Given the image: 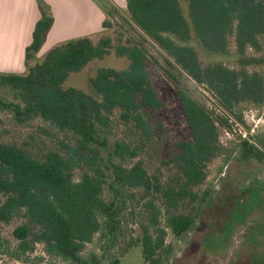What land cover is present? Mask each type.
I'll use <instances>...</instances> for the list:
<instances>
[{"label":"trees","instance_id":"obj_1","mask_svg":"<svg viewBox=\"0 0 264 264\" xmlns=\"http://www.w3.org/2000/svg\"><path fill=\"white\" fill-rule=\"evenodd\" d=\"M94 1L106 14L103 29L113 28L116 8L108 10L109 0ZM125 2L126 23L153 41L171 68L203 89L220 114L182 88L171 68H164L178 92L192 138L173 145L177 153L163 162L170 175L163 177L159 169L152 173L143 156L158 143L155 130L162 124L155 114L164 102L148 69L151 59L145 46L123 42L124 30L117 39H72L39 58L55 19L50 5L37 0L41 18L25 51L27 72H0V109L11 110L19 122L40 118L70 134L76 146L66 143L64 152L38 156L24 146L0 143V223L20 220L11 255L25 264L34 263L38 246L65 264H102L96 255L81 254L99 233L104 250L117 246L127 216L138 225V238L130 239L109 264H120L139 245L146 264H166L174 253L167 233L182 239L193 229L196 214L185 211L199 198L195 190L206 182L210 164L232 154L222 143L223 132L235 137V127H247V110H264V71L256 69L264 65V0ZM198 46L206 54L235 56L236 61L204 64ZM112 53L128 65L122 70L99 69L90 80L97 96L66 87L70 75ZM4 91L13 102L5 101ZM247 133L248 138L237 136L239 155L234 160L261 161L256 152L264 136H251L249 127Z\"/></svg>","mask_w":264,"mask_h":264},{"label":"rangeland","instance_id":"obj_2","mask_svg":"<svg viewBox=\"0 0 264 264\" xmlns=\"http://www.w3.org/2000/svg\"><path fill=\"white\" fill-rule=\"evenodd\" d=\"M113 6V4L108 5V10ZM114 7L116 8L113 10L115 11L114 27L96 33L91 38L94 42H97L103 36H111L113 39H117L122 35L121 32L125 30L126 35L121 38L123 42L127 39L141 42L149 53L151 62L148 69L154 77L155 86L161 94L164 106L155 114L157 122L162 124V127H157L155 130L158 143L152 145L150 150L143 156V159L152 173L158 169L162 170L163 177L166 178L171 172L165 169L163 162L171 159L177 153V150L172 148L173 145L192 138L178 92L164 72V68H171V65L166 55L153 41L135 27L126 23L128 20L127 9L116 5ZM197 49L204 64L223 62L227 65H233L236 61L234 55V57L214 56L206 54L201 46H198ZM234 49L235 46L232 41L230 50L234 51ZM3 52L4 49L0 47L1 73L24 74L27 72L25 62H6L5 64L3 60H8ZM255 56L262 57L260 54ZM43 57L41 55V58ZM127 65L128 61L126 59H120L115 53H112L109 57L93 61L81 72L70 75L66 87L76 88L97 96L91 87L90 80L97 75L99 69L114 68L122 70ZM256 69L264 71V65L256 67ZM171 71H173L182 88L191 92L212 111L220 114L212 98L203 89L197 87L187 75L174 68H171ZM2 95L6 102L14 101L10 93L4 91ZM244 119L247 127L250 128L251 136L256 134L264 136V110L252 107L245 112ZM113 120L115 122L116 118H113ZM114 125L116 124L114 123ZM247 127H235L233 132L236 134L235 137L223 132L222 143L232 150V154L220 157L210 164L206 182L195 190L199 198L192 204L193 207H188L189 209L185 211L196 214L193 229L182 239H177L167 233L166 242L172 246L174 253L166 264H207L209 262L215 264L218 259L216 257L213 259L212 255L218 257L224 255L225 257L226 252L228 253V260L236 246L230 241L233 231L246 230L251 233L254 230L256 233L255 239L261 243L264 241V234H262V229H264V144L260 145L259 150L256 152L262 158L261 161H252L248 164L234 160L239 155L237 136L244 138ZM252 130H254V133H252ZM121 132V129L115 131L116 136H119ZM0 143H15L24 146L38 156H42L49 151L64 152L66 143L73 148L76 146V140L70 134L57 130V128L42 119L34 118L19 122L11 110L4 109H0ZM102 156L105 155L102 154ZM207 190L210 192L204 195ZM106 194L111 195L109 189ZM137 195L140 196L139 193ZM146 201L144 200L143 203ZM136 203L137 201H134V204ZM130 208L134 209L132 206ZM137 211H140V208ZM126 218L128 221L122 226L123 235L117 246L104 250L102 248L104 242L99 233L93 243L89 244L81 255L84 258L96 255L100 258L102 264H109L115 258L120 257L121 249L124 248L125 244L130 239L138 238L139 234V227L136 225L135 220H131L129 216ZM231 218L232 221H230ZM163 221L162 219V225L164 226ZM19 223L20 220H16L10 225L0 223V264H25L12 258L11 255V250L16 248L18 244L13 237V231ZM262 244L264 245V242ZM39 257L45 258L43 262L40 261ZM32 262H34L33 264H65L46 256L42 246L37 247ZM120 264H146L141 245L126 253L121 258Z\"/></svg>","mask_w":264,"mask_h":264},{"label":"crops","instance_id":"obj_3","mask_svg":"<svg viewBox=\"0 0 264 264\" xmlns=\"http://www.w3.org/2000/svg\"><path fill=\"white\" fill-rule=\"evenodd\" d=\"M54 15V26L38 57L66 41L90 37L102 32L106 14L94 0H44ZM126 8L125 0H109ZM41 18L37 0H0V47L8 61L25 62V51L33 40V31ZM11 65V64H9ZM9 67V66H8Z\"/></svg>","mask_w":264,"mask_h":264},{"label":"flooded vegetation","instance_id":"obj_4","mask_svg":"<svg viewBox=\"0 0 264 264\" xmlns=\"http://www.w3.org/2000/svg\"><path fill=\"white\" fill-rule=\"evenodd\" d=\"M232 221V218L231 220ZM228 224V221L226 222ZM262 234H264V229H262ZM256 233L251 231V233L246 230L233 231L230 236V241L232 244H236L233 254L227 260L228 253H225V257L212 255L218 259L215 264H264V245L257 241ZM209 259H211L209 257ZM207 264H213L209 262Z\"/></svg>","mask_w":264,"mask_h":264},{"label":"built area","instance_id":"obj_5","mask_svg":"<svg viewBox=\"0 0 264 264\" xmlns=\"http://www.w3.org/2000/svg\"><path fill=\"white\" fill-rule=\"evenodd\" d=\"M253 132L252 133H254V130H252ZM227 134H229V133H227ZM251 134V133H250ZM230 135V134H229ZM248 136H247V133L244 135V138H247Z\"/></svg>","mask_w":264,"mask_h":264}]
</instances>
